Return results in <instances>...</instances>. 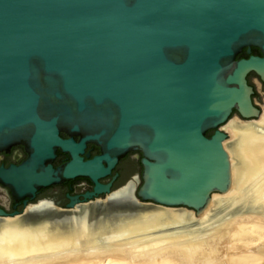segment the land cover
<instances>
[{"label":"water","instance_id":"water-1","mask_svg":"<svg viewBox=\"0 0 264 264\" xmlns=\"http://www.w3.org/2000/svg\"><path fill=\"white\" fill-rule=\"evenodd\" d=\"M250 74L264 83V0H0V152L20 144L28 155L0 183L33 200L86 178L85 205L109 194L206 218L233 186L221 128L233 112L261 115ZM87 143L101 154L84 161ZM58 149L70 160L55 169ZM135 151L139 178L110 194L98 179Z\"/></svg>","mask_w":264,"mask_h":264},{"label":"bare ground","instance_id":"bare-ground-1","mask_svg":"<svg viewBox=\"0 0 264 264\" xmlns=\"http://www.w3.org/2000/svg\"><path fill=\"white\" fill-rule=\"evenodd\" d=\"M262 121L264 126V119ZM239 125L235 123L231 127L237 136L250 131ZM246 136L249 138L244 137V142L239 144L238 141L236 145L237 141L234 140L229 148L232 157L230 162L232 177L230 178L234 185L225 195L230 193L232 196L236 191L245 190L241 187L244 175L246 181L254 180V185L251 187L255 186L259 189L257 198L264 200V141L253 137L252 134ZM240 145H243L245 150L241 151ZM244 154L247 155L246 161L249 162L247 167L251 173L248 172L249 175L243 173ZM257 173L260 176L257 177ZM226 201L227 198H212L211 210L206 218L199 221H195L193 217L189 219L186 211L172 212L168 208L161 207L153 213L143 210L141 215L139 214L141 216L139 221H133L131 217L138 214V211L133 208L134 204L130 205L129 201L110 199H107V202L92 203L93 205H90L91 203L78 205L68 211L51 207L27 212L23 216L12 219L0 218V264H104L103 257L110 255L129 258L130 262L131 260L138 263L144 261L142 264H154L157 260L160 264H172L171 259L184 264H196V262L197 264H216V249L221 245L220 242L230 240L236 245L243 242L245 244L257 241V237L263 234L257 231L258 228L253 233V230L250 232L249 227L245 225L234 226L232 218L222 220L232 208H239L237 203L239 197L234 196V200L229 203ZM123 209L126 210L125 212L128 211L125 214L129 216L123 215L124 217L119 220L117 218H121L119 211ZM223 209L227 211L224 212ZM113 217H116L118 221L117 230L107 232L92 226L93 221H98L97 224L105 223ZM53 225L64 226L67 231L51 230ZM171 225L176 227L173 228L174 233L168 235L165 231ZM186 229H193V231L188 234ZM156 231L165 234L153 237ZM120 258L114 259L113 263H108L123 264L124 261L122 262ZM245 261L246 264L250 262L248 259ZM226 264H237V262L228 258Z\"/></svg>","mask_w":264,"mask_h":264},{"label":"rangeland","instance_id":"rangeland-1","mask_svg":"<svg viewBox=\"0 0 264 264\" xmlns=\"http://www.w3.org/2000/svg\"><path fill=\"white\" fill-rule=\"evenodd\" d=\"M257 80H258V77L256 75H254V74H251L248 77L249 84L251 85V87H253L254 92H255L254 97H253L252 100H253V103H254L255 107L261 111L260 117L257 118V119L251 120V121L250 120L249 121H242L238 117L237 113L233 112V115L231 116L230 121H228L227 124L224 125L221 128L223 133H225L227 135V139L223 142V145H224V149L226 150V152L229 155L230 162H231V158L232 157L230 155L229 148L232 146V143L234 142V140L237 141L236 145H238V141H239V144H240V142L241 143H242V141L244 142V137H245V139L249 138V136H246L247 134L248 135L252 134L253 137L264 141V126L262 124V122H263L262 120L264 119V90H263L262 87H260V84L257 82ZM235 123L240 124L239 125L240 127L247 128L250 131L244 132V133H240L237 136V133H235L234 130L231 128L232 126L235 125ZM244 126H246V127H244ZM209 133H211V132H209ZM233 135H234V137H233ZM243 149H244L243 145L242 146L240 145V150L242 151ZM244 156H245V160H244L245 161V165H244L245 169L243 168V170H244L243 173L249 175V174H251L250 170H248V168H247L249 162H248V160L246 161L247 155L244 154ZM230 166H231V163H230ZM231 169H232V166H231ZM248 172H249V174H248ZM231 173H232V170H231ZM258 176H260L259 173H257V177ZM241 181H242L241 182V187L243 188V190L245 189L244 191H241V192H238V191L235 192L234 191L235 193L232 196H230V193L228 195L215 194V195L212 196V198H215V199L227 198L226 202L229 203L231 200H234V196L236 198L239 197V201L237 202V203H239V208L238 209L232 208L231 211H228V214L224 215V218L222 220H225L226 218H232L234 220V222H233L234 226L245 225V226L249 227V229H250L249 231L250 232H251V230H253L252 231L253 233L258 228L257 231H259V232L264 234V229L262 230V228H264V211H263L264 210V200L261 199V198L260 199L257 198V196L259 195V193H258L259 189H256L255 186L251 187V185H254V180H251V182L249 180L246 181V179L244 178V175H243ZM233 182H234V180H233ZM257 188H259V186H257ZM238 190H240V189H238ZM99 200H101V199H99ZM104 201L107 202V199H102V201L95 202V203H102ZM87 204H89V203H87ZM90 205H93V204H90ZM160 207L161 206L153 205V204H147V203L144 204V205H141V206L135 204V207H133V208L135 209V211H138V214H137V216H132L131 220L134 221V220L140 219L141 218L140 215H141V212L143 210H146L148 212H152L153 213V212H156L157 209L160 208ZM54 208L56 209V207H54ZM161 208H167V207H161ZM168 209L170 211H172V212L173 211H186L187 214L189 215L188 216L189 219L193 217L195 221L201 220V219L197 218V216L194 214L193 211H191V210H189L187 208H168ZM223 210H224V212H226L229 209H227V210L223 209ZM125 211H126L125 209H123L122 211L121 210L119 211L120 214H121V218L117 217V218H119V220H121L122 217L127 215L125 213H127L128 211L127 212H125ZM236 211H237V213H236ZM232 212H234V213H232ZM127 216H129V215H127ZM217 216L219 217V215H217ZM133 217H135V218L133 219ZM97 222L98 221H96V222L93 221L94 225H92V226L93 227L97 226V229L98 228L101 229V230L104 229L107 232L110 231V230H117V227H119L117 225L118 221L116 220V217L110 218V220L105 221V223L97 224ZM119 223L121 224V222H119ZM252 225H253V227H252ZM53 226L54 227H52L51 230H61L63 232L67 231V228L64 227V226H60V225L59 226L53 225ZM99 226H101V227H99ZM175 227L176 226H174V225L173 226L172 225L169 226L166 229L165 233H167L168 235H172L174 233V229L173 228H175ZM170 228H172V229H170ZM192 231H193V229L192 230L191 229H186V232L188 234L192 233ZM165 233H161L160 231H156L153 234V237H157V236H159V234L160 235L161 234L164 235ZM263 234L260 235V237H257L258 238V239H256L257 241H254V242L250 241V242H247L245 244L243 242V243H240V244L236 245V243L235 244L231 243L230 240H228V241L225 240V241L220 242L221 245L219 244L220 246H218L217 249H216L217 250V253H216L217 261H216V264H226L227 261H228V258L229 259H231V258L234 259V261H236L237 264H246V261H245L246 259H248L250 261V262L248 261L249 264H264V236H263ZM109 239H111V238L109 237ZM108 241H111V240H108ZM248 244H251V245H248ZM107 257L108 256L103 257L104 258L103 259V261H104L103 263L104 264H109L108 262L113 263L114 259L119 260V258H120V257H114L113 255H110L108 258ZM120 259H121L122 262L124 261L123 264H134V263L135 264H142V263H144V261L142 263H140V262L138 263L137 261H134V260H131V262L133 261L131 263L129 261L130 259L126 258V257L120 258ZM171 260L173 261V262L171 261L172 264H184V263H181V262L177 263L178 260H175V259L174 260L171 259ZM157 261H158V263H157ZM157 261L155 263L156 264H160L159 260H157ZM196 264H197V262H196Z\"/></svg>","mask_w":264,"mask_h":264},{"label":"flooded vegetation","instance_id":"flooded-vegetation-1","mask_svg":"<svg viewBox=\"0 0 264 264\" xmlns=\"http://www.w3.org/2000/svg\"><path fill=\"white\" fill-rule=\"evenodd\" d=\"M251 55L259 56V57L261 56L256 52ZM241 59H247V58H241ZM248 77H247V82L248 85L251 87L248 81ZM257 82L260 84V87H262L264 90V83L261 82L259 78ZM253 97L254 95L252 96V99ZM59 135L60 138L63 140L69 139V136H67L63 132H61ZM73 139L76 142L79 141V137H73ZM100 154H101V149L98 146L92 143H87L85 147L84 155L82 157L84 161H87V160H91L94 157L99 156ZM27 157L28 155L23 145L20 144L13 145L11 148H9L8 151L0 152V169L7 170L10 167H18L27 160ZM141 158L142 155L140 152L138 151L129 152L125 157L118 160L117 164L115 165L114 169L111 171L110 175L98 179V183L104 186L110 185V194L119 191L120 187H122L123 185L126 186L130 182L134 181V179L139 178V175L132 177V172L134 171L138 161L140 163ZM69 160L70 158L68 154L62 153L58 149L56 150V156L52 163V166L53 168L56 169L60 166L65 165ZM123 179L124 180L128 179V181L129 180L130 181L129 182L127 181L126 183L122 184L124 182ZM120 184L122 185L119 186ZM93 189L94 186L90 180L86 178H76L73 180L62 182L60 184L39 189L36 192L35 199L30 200L27 197L23 199L15 198L12 194V191L7 186L2 185L0 183V210H2L4 214L7 215V217L5 218L12 219V217L15 218L25 214L27 208L34 207L35 205L37 206L38 203L47 201L48 203L52 204V207H56V209L58 210L68 211L67 206L70 203V198H77L80 203H84V195L92 193ZM108 195L109 194H102L100 196H95L89 202L95 203L102 201V199H104L106 196L108 197ZM80 205H85V203Z\"/></svg>","mask_w":264,"mask_h":264},{"label":"trees","instance_id":"trees-1","mask_svg":"<svg viewBox=\"0 0 264 264\" xmlns=\"http://www.w3.org/2000/svg\"><path fill=\"white\" fill-rule=\"evenodd\" d=\"M251 54H254L255 52L257 53V54H260V52L257 50V49H251ZM241 58H248V55L246 54V51L244 50L238 57H237V59H241ZM212 135V133H207V137H210Z\"/></svg>","mask_w":264,"mask_h":264}]
</instances>
